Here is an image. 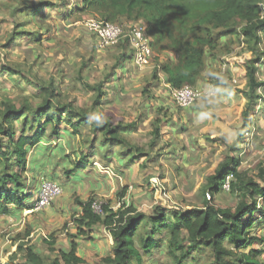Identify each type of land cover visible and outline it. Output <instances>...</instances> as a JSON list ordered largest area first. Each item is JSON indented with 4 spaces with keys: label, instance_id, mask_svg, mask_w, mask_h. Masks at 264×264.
Listing matches in <instances>:
<instances>
[{
    "label": "rangeland",
    "instance_id": "1",
    "mask_svg": "<svg viewBox=\"0 0 264 264\" xmlns=\"http://www.w3.org/2000/svg\"><path fill=\"white\" fill-rule=\"evenodd\" d=\"M40 3L49 6L39 13L23 10L25 5L33 8ZM98 19V15L83 10L78 0H26L25 3L0 0V112L5 104L35 109L41 97L36 85L47 83L55 86L59 104L70 105L74 112L82 110L90 123L95 121L101 126L108 122L113 127L133 125L122 135L136 155V161L127 165V158L114 149L107 152L108 160L97 156L95 150L102 151L101 135L94 137L89 124L70 127V122L77 124V121L70 120L68 123V114L60 111L57 115L59 124L55 125L60 126L58 133L46 128L47 134L41 146L32 150L39 162L36 168L43 166L36 177L31 175L36 178L31 183L37 182L40 186L46 181L63 190V195L50 207L60 210L61 205L67 204L64 200L68 198V204L77 205L79 193H82L80 197L85 193L93 202L97 201L101 206L110 205L114 211L123 203L144 214H150L156 207L189 210L204 206V200L209 198L203 192L208 178L230 159L238 161L239 172L250 178L256 176L259 170H264L263 33L258 46L261 61L256 73V83L263 86L254 91L251 104L243 64L252 55L241 38L224 37L214 57L207 59L202 78L193 87L201 93H215V97L208 99L204 96L189 109L182 110L170 98L164 76L159 70L161 63L168 59L175 62L177 56L170 49L157 48L153 52L151 66L141 70L135 67L130 49L126 50V44L122 43L125 41L106 49L96 45L84 25ZM9 71L17 72V75L12 76ZM27 116L32 118L30 114ZM22 119L13 124L17 136L21 132ZM94 138L97 141L90 144ZM57 147L63 148L64 154L62 151L59 153ZM83 157L89 159L91 167L80 165ZM94 163L105 172H97ZM78 164L84 171L79 173V184L73 183L78 191L75 197L68 195L63 185L70 182L67 171ZM41 170L43 173H40ZM111 171L115 179L107 178L106 174ZM150 180L158 183L161 193ZM94 183L97 187L91 193L89 186ZM80 188H83L82 191ZM239 201V195L221 192L213 204L234 210ZM32 204H27L29 210ZM54 210L50 220H42L53 225L50 230L54 232L51 234L45 224H31L27 219L26 229L21 222L7 224L8 230L1 235H9L6 237L8 245L0 251V262L9 263V251L14 241L18 242L26 236L27 224L37 225L31 228L36 232L34 236H47L50 242H55V237L68 229L65 235L74 242V234H77L74 226H66L63 222L65 218L55 214ZM253 217L258 218V214ZM72 228L75 231H71ZM90 235L87 232L85 237H78L95 242L97 239ZM251 235L264 239V226L254 229ZM99 240L103 255H109L107 239ZM26 245L31 246V243ZM45 246H41L39 251L42 256L48 257L49 251L56 253L59 250ZM166 246L164 242L160 243L158 249L144 258V264H172ZM254 248L262 253L259 260L264 264V243ZM86 253H93V250ZM15 257L13 264H23L20 254ZM97 258L90 254L88 260L99 264L101 258ZM182 264L214 262L210 251L200 247L193 257Z\"/></svg>",
    "mask_w": 264,
    "mask_h": 264
},
{
    "label": "trees",
    "instance_id": "2",
    "mask_svg": "<svg viewBox=\"0 0 264 264\" xmlns=\"http://www.w3.org/2000/svg\"><path fill=\"white\" fill-rule=\"evenodd\" d=\"M78 1L83 10L98 15V21L122 25L126 30L131 24L143 23L153 52L164 47L177 56L175 62L168 59L159 66L166 85L172 89L185 85L195 87L206 70L207 59L214 57L224 37L241 38L252 55L243 64L250 104L254 91L263 86L256 83V73L261 61L258 49L260 34H264V0ZM48 6L41 3L33 8L25 5L23 10L39 13ZM121 42L128 50V41L123 39ZM9 73L17 75L14 71ZM36 88L41 97L35 109L5 104L0 112V216H9L13 210H29L25 205L32 204L34 200L32 194L24 193L29 151L45 139L46 128L58 133L60 126L55 125L59 124L57 115L60 111L68 114V123L70 120L77 121V124L70 122V127L89 124L94 137L101 135L102 151L95 150V154L103 160H108L107 152L114 149L127 158V165L136 161L135 151L131 150L134 148H129L122 137L132 124L113 127L106 122L98 126L95 121L90 123L82 110L74 112L70 105L59 104V95L53 84H37ZM21 118L22 128L17 136L13 124ZM93 141L97 139L94 138L90 144ZM88 150L92 151V148ZM82 159L83 162L87 160L85 157ZM79 170V164L75 165L66 175ZM229 175H232L229 192L240 198L234 210L213 204L216 196L223 192ZM246 175L239 172L238 161L230 159L225 162L207 180L203 192L209 198L204 200V206L189 210L156 207L150 214H144L131 205L122 204L116 211L103 205L102 214L97 215L91 209L92 199L86 203L79 202L77 205L81 213L79 220L74 221L77 235L85 237L87 231L94 227H103L109 232L113 245L110 254L101 258L99 264H144V258L163 242L167 245L172 264H182L193 257L200 247L210 251L214 264H262L259 260L262 253L254 246L262 245L264 239L251 233L264 226V170H259L251 178ZM254 214H258V218H254ZM16 252L22 256L23 264H85L77 255V244L74 242L68 252L49 251L48 257L36 253L32 246L27 245H19ZM12 261L14 257L8 264H13Z\"/></svg>",
    "mask_w": 264,
    "mask_h": 264
},
{
    "label": "crops",
    "instance_id": "3",
    "mask_svg": "<svg viewBox=\"0 0 264 264\" xmlns=\"http://www.w3.org/2000/svg\"><path fill=\"white\" fill-rule=\"evenodd\" d=\"M40 146H38V147H40ZM58 149H59V153L62 151V153L64 154L63 148L57 147L56 150H58ZM32 150H30L31 152L29 151L28 169H27V173L25 175L26 177L24 178V193L25 194H32V198H33L34 195H37V191H38L39 185L37 186V182L36 183H31L32 180L36 181V180H34L36 178H34V176L32 178L31 175H35V177H36L39 174V169H41V166H43V164L39 167V169L36 168V165L39 162L36 159V155L32 153L33 152ZM96 159H97V157H96ZM88 162H89V159H87L84 162H82V165L86 166L88 168L91 167L92 163H88ZM117 164L122 166V164L119 163V162H117ZM93 165H96V166H93V167H95L97 169V172L98 171L100 173L105 172V171H103L105 169H103L101 171L99 170L100 166L98 167L97 163H94ZM42 169L44 170V167ZM83 171L79 170L77 172H74V173H71L70 175H68L69 176L68 180H70V182H72V183L68 182L67 184L63 185V188L66 191H68V195L75 196V194L78 192L76 189H74L73 183L76 182V184H79V182H80V180H78V178L80 177L79 173H81ZM40 173H43V171L41 170ZM106 175H107V178H113V177H114V179L116 178L113 175L112 171H111V173H109V174L107 173ZM96 187H97V183H94L93 186H89V189L92 190L91 193H94V190H95ZM82 189L83 188H80L79 190L82 191ZM81 194L82 193H79V195H78L79 202L80 203L88 202L90 198L87 195H85V193H83V196L80 197ZM62 195H63V192H62ZM59 198H57V199H59ZM68 199L64 200V202L67 203V204H65L63 206L61 205V209L60 210H58V207H55V208L54 207H50L51 205L52 206L54 205V202L56 201L55 200L50 206H48L47 208H45L44 210H42L40 212L30 213V212H28V210H24V211L13 210L9 216H0V251L1 250H5V245H8L6 237H9V235H6L7 233L5 235H1L2 233L6 232L8 230V225L7 224L21 222L22 223L21 224L22 227L25 228L26 219H27V221H30L31 224L44 225L45 223L42 222V220L43 219L50 220L52 218L53 213H54L53 211H55L54 209H56L55 214H57L59 216L61 215L60 217L62 219L65 218L66 222L63 221L65 223V225L67 226V224H68V227L74 226V228H75V230H76V232L78 234L77 227H76L74 221L75 220H79V215L81 213V210H80L79 206L76 205L75 203H73L72 205L68 204ZM122 199H124V197ZM58 203H59V200H58ZM27 204L25 206H28ZM108 206L110 207V205H108ZM126 206H130V205H126ZM110 208H111V210H113L112 207H110ZM70 216H72V217H70ZM69 218H72V219H69ZM67 219H69V220H67ZM6 221H7V223H6ZM31 224L30 225L27 224L28 225V228H27L28 232L26 233V236L24 238L19 239L18 242L14 241V246L9 251V252H11V256L9 255L11 258L14 257V260L16 259V257H15V255H17L16 244H18L19 242H20L19 245H26V243L30 242L31 246L33 247V249H34V251L36 253H39V251H41V246L44 247L45 245H47V246H45L47 248L55 249V247H57L59 250H57L56 252H58V251L68 252L69 251L70 246L72 244V241H70L65 235L66 233H68V229H65L64 233H62V234L58 235L57 237H55V239H56L55 242L53 240H52V242H50L48 240L47 236L43 235V236L35 237L34 234H36V232L34 233V230L31 231V228H35L37 225H32L31 226ZM56 224H57V227H58L59 224L58 223H56ZM44 226L48 228L49 234H51V232H54V230H50L53 225H50L49 222H47ZM75 230L72 228L71 231H75ZM20 231H21V229H20ZM88 233L91 234L90 237H93V238L95 237V239H97V240H95V242L85 241V240L82 239V237H78V235L75 233L74 234L75 235L74 236L75 237L74 242H75V244H77V255L84 260L85 264H92L93 263L92 260H88L90 258V254L96 256V258L97 257H100V258L106 257V255L104 254L105 255L104 256L103 253H102L103 246H101L100 243H98V242H101L99 240V238H102V239L106 238L107 239V243L110 246V251H111V248H112V245H113V240H112V237L110 236L109 232L103 227H94ZM37 235H39V234H37ZM41 237L44 238V239H41ZM50 237H51V239H53L52 235ZM4 240H5V243H4ZM49 244H51L52 246H50ZM90 249L93 250V253L87 254L86 251L90 250ZM84 250H85V252H84ZM11 258H10V260H11ZM97 259H99V258H97Z\"/></svg>",
    "mask_w": 264,
    "mask_h": 264
},
{
    "label": "built area",
    "instance_id": "4",
    "mask_svg": "<svg viewBox=\"0 0 264 264\" xmlns=\"http://www.w3.org/2000/svg\"><path fill=\"white\" fill-rule=\"evenodd\" d=\"M84 29L96 39V44L101 49L117 46L121 40L126 39L135 67L144 70L151 66L153 60V51L150 46L151 40L146 35L145 25L143 23L131 24L126 30L122 25L90 20L85 23ZM167 88L175 106L182 110L189 109L204 96L210 99V97L212 98L216 95L215 93H201L188 85L179 89H172L168 86ZM150 181L156 190L161 193V190L158 189V183L153 180ZM231 181L232 175L226 178L223 185V192H229ZM61 195L62 190L58 186L43 181L38 188L35 200L32 202V208L28 212L36 213L44 210ZM91 209L97 215L102 214L101 205L97 204V201L91 204ZM0 264L6 263L0 262Z\"/></svg>",
    "mask_w": 264,
    "mask_h": 264
}]
</instances>
